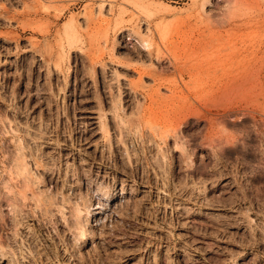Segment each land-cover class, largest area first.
Returning <instances> with one entry per match:
<instances>
[{"label":"rangeland","instance_id":"1","mask_svg":"<svg viewBox=\"0 0 264 264\" xmlns=\"http://www.w3.org/2000/svg\"><path fill=\"white\" fill-rule=\"evenodd\" d=\"M0 264H264V0H0Z\"/></svg>","mask_w":264,"mask_h":264},{"label":"bare ground","instance_id":"2","mask_svg":"<svg viewBox=\"0 0 264 264\" xmlns=\"http://www.w3.org/2000/svg\"><path fill=\"white\" fill-rule=\"evenodd\" d=\"M172 67L176 70V71H178L179 73H180V75H185V73L188 75V76H190V77H193V75L195 76L196 75V72L194 71V70H190V71H186L185 72V69H184V67L182 66V65H180L179 64V62L176 60V61H174V62H172ZM189 69V68H188ZM191 69V68H190ZM229 81V83L227 84V85H230L231 83H232V79H231V74H229V79H228ZM176 90V88H172V92L174 93V92H176L175 91ZM190 90V89H189ZM188 91V90H187ZM189 93H190V91H188ZM192 92V91H191ZM215 92H217V90H215ZM154 96V95H153ZM152 96V94H150V95H148L147 96V99L149 100V105L148 106H145L146 108L144 109L143 108V110L145 111L146 109H148V110H150V111H153L154 113V115L158 118L159 117V115H158V113L160 112L159 110L161 109H159L158 110V106H157V104H158V100L155 98V97H153ZM158 96V95H157ZM187 96V95H186ZM195 96V95H194ZM148 100H147V102H148ZM161 100V99H160ZM164 103V102H163ZM174 103V102H173ZM199 103L201 104V101L199 100ZM178 104V103H177ZM164 105V104H163ZM172 106H173V104H172ZM171 106V107H172ZM174 107V106H173ZM181 107V106H180ZM172 109V108H171ZM176 109V108H175ZM182 109V108H181ZM162 110V109H161ZM167 111V110H166ZM176 111V110H175ZM179 111H180V109H179ZM156 112V113H155ZM169 112V111H168ZM172 114H174V113H172ZM177 114V113H176ZM180 114V113H179ZM165 115V114H164ZM162 116V115H161ZM180 117V116H179ZM173 118H175V117H173ZM176 120V119H175ZM20 163V162H19ZM18 166H20V165H18ZM23 166V165H22ZM20 169V168H19ZM21 170V169H20Z\"/></svg>","mask_w":264,"mask_h":264}]
</instances>
